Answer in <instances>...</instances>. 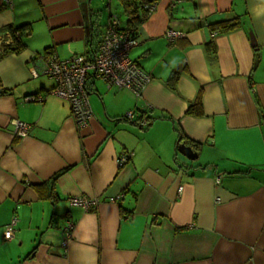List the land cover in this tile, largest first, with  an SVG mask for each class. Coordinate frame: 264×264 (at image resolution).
Here are the masks:
<instances>
[{"label":"crops","instance_id":"obj_1","mask_svg":"<svg viewBox=\"0 0 264 264\" xmlns=\"http://www.w3.org/2000/svg\"><path fill=\"white\" fill-rule=\"evenodd\" d=\"M102 2L0 0V38L26 25L24 48L0 58V264H264V0H157L129 51L150 81L136 97L90 75L92 116L78 127L53 80L32 72L46 49L93 57L112 14ZM199 90L202 114H189ZM13 120L30 124L25 137Z\"/></svg>","mask_w":264,"mask_h":264},{"label":"built area","instance_id":"obj_2","mask_svg":"<svg viewBox=\"0 0 264 264\" xmlns=\"http://www.w3.org/2000/svg\"><path fill=\"white\" fill-rule=\"evenodd\" d=\"M154 5L148 7L149 13ZM7 32V30L5 31ZM5 36L0 38V55L5 52V48L11 46L15 36H19L20 31L16 30L12 34L9 30ZM181 32L167 30L165 37L173 41ZM138 43L129 33L118 30L117 17L110 16L108 24L100 36V41L96 46L93 57L84 54L60 58L52 50L40 56L39 72L33 70L34 77L39 74L51 78L54 86L48 91L68 102L71 114L78 127H84L92 116V111L88 102V92L86 88L87 79L93 75L104 82L107 88L118 87L131 91L134 96L139 97L150 81V75L146 73L129 56L130 49ZM46 94L37 93L25 96V100L42 102ZM127 119L134 118V111L125 113ZM140 124L146 125L143 119ZM13 132L18 137H25L30 129V124L20 120H13ZM129 154L124 153L118 159L119 164L128 160ZM219 176L215 182L219 183ZM181 186L179 190H181ZM219 198H216L218 200ZM71 204L81 205L89 209L90 205L96 201L85 196H72L68 198ZM16 217H12L6 224L3 231L4 240H11L15 235ZM73 223L67 221L63 226L62 246L65 247L71 239Z\"/></svg>","mask_w":264,"mask_h":264},{"label":"trees","instance_id":"obj_3","mask_svg":"<svg viewBox=\"0 0 264 264\" xmlns=\"http://www.w3.org/2000/svg\"><path fill=\"white\" fill-rule=\"evenodd\" d=\"M156 1L157 0H118L119 4L121 5V7L123 9L124 16H125L124 26H119V21H118V30L125 32V33H129L134 38H137L136 29H137L138 25H140V23H142L143 21H145L147 19V17L149 16L148 7L150 5H155ZM237 25H238L237 21H231V22H225V23L212 25V26H210V29L213 31H218V32L223 33V32H227V31L235 28ZM25 26L26 25H22V26L16 27V28L9 27L8 30L12 34H14V32L16 30H19L20 34H19V36L14 37V41H13V44L11 46H8L7 48H5L4 54H6V53H19L24 48V43L22 41V37L26 33V27ZM103 31L97 33V35H96V39H95L96 46L100 41V36L103 33ZM90 41H92V40H90ZM91 44H92V42H91ZM205 49L210 54H214V52H215L214 45L211 41L206 43ZM49 51H51V50L46 49L45 53H47ZM1 56H2V54L0 55V58H1ZM4 92H6V91H3L2 88H0V93H4ZM187 112L189 114H193V115H201L202 114L201 90L198 91L197 96L194 99V101L188 105ZM183 138H184V135L180 131H178L177 147L181 144L179 142L182 141ZM183 143L186 144V142H183ZM193 145L196 148L198 146L197 142H195V143L193 142Z\"/></svg>","mask_w":264,"mask_h":264},{"label":"rangeland","instance_id":"obj_4","mask_svg":"<svg viewBox=\"0 0 264 264\" xmlns=\"http://www.w3.org/2000/svg\"><path fill=\"white\" fill-rule=\"evenodd\" d=\"M108 3H109V7H110L111 13H112L111 16L117 17L119 24L123 25L125 16H124V12H123L121 5L118 3V0H103V2H102V13H103V15L107 16V14H108ZM100 84H101V81H100Z\"/></svg>","mask_w":264,"mask_h":264},{"label":"water","instance_id":"obj_5","mask_svg":"<svg viewBox=\"0 0 264 264\" xmlns=\"http://www.w3.org/2000/svg\"><path fill=\"white\" fill-rule=\"evenodd\" d=\"M251 44L253 46H256V41L254 40L253 37H251ZM178 151L180 154H182L183 156H185L190 160L195 159L197 155L196 151H194L190 145H186L185 143H181L178 146Z\"/></svg>","mask_w":264,"mask_h":264}]
</instances>
